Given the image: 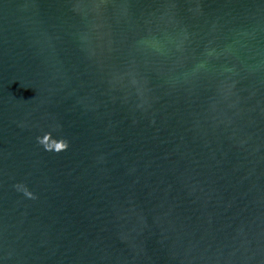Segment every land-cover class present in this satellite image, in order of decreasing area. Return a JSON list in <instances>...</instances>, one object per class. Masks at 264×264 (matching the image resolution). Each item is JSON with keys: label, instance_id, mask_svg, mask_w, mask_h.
Wrapping results in <instances>:
<instances>
[{"label": "water", "instance_id": "obj_1", "mask_svg": "<svg viewBox=\"0 0 264 264\" xmlns=\"http://www.w3.org/2000/svg\"><path fill=\"white\" fill-rule=\"evenodd\" d=\"M0 264H264V0H0Z\"/></svg>", "mask_w": 264, "mask_h": 264}, {"label": "clouds", "instance_id": "obj_2", "mask_svg": "<svg viewBox=\"0 0 264 264\" xmlns=\"http://www.w3.org/2000/svg\"><path fill=\"white\" fill-rule=\"evenodd\" d=\"M51 137V142H49V138ZM38 142L44 146V148L48 151H55V152H61L68 148V142L64 139L55 140L52 138V134L45 133L42 137H38ZM19 189H21L26 196L29 198H35L33 193L28 191V189L22 185H17Z\"/></svg>", "mask_w": 264, "mask_h": 264}]
</instances>
